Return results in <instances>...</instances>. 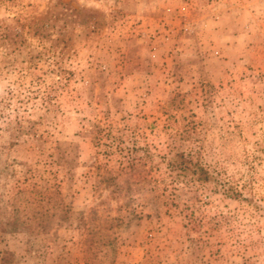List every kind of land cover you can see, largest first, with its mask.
Returning a JSON list of instances; mask_svg holds the SVG:
<instances>
[{
	"label": "rangeland",
	"instance_id": "obj_1",
	"mask_svg": "<svg viewBox=\"0 0 264 264\" xmlns=\"http://www.w3.org/2000/svg\"><path fill=\"white\" fill-rule=\"evenodd\" d=\"M6 253L264 264V0H0Z\"/></svg>",
	"mask_w": 264,
	"mask_h": 264
},
{
	"label": "trees",
	"instance_id": "obj_2",
	"mask_svg": "<svg viewBox=\"0 0 264 264\" xmlns=\"http://www.w3.org/2000/svg\"><path fill=\"white\" fill-rule=\"evenodd\" d=\"M178 166L180 170L188 173H193L197 175L201 180H206L207 173L204 171L198 164L192 163L190 160L184 158L182 155L178 157ZM12 255L11 254H4L0 258V264H9L11 262Z\"/></svg>",
	"mask_w": 264,
	"mask_h": 264
}]
</instances>
